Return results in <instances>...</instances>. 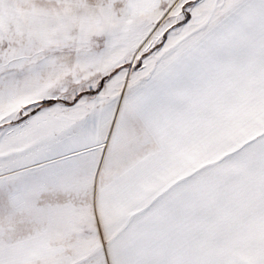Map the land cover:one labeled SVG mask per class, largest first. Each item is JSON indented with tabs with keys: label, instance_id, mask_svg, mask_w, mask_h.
I'll return each instance as SVG.
<instances>
[{
	"label": "snow or ice",
	"instance_id": "1",
	"mask_svg": "<svg viewBox=\"0 0 264 264\" xmlns=\"http://www.w3.org/2000/svg\"><path fill=\"white\" fill-rule=\"evenodd\" d=\"M0 264H264V0H0Z\"/></svg>",
	"mask_w": 264,
	"mask_h": 264
}]
</instances>
